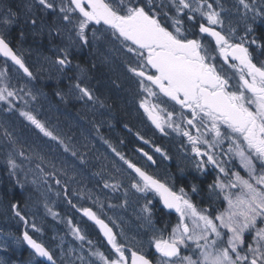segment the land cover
I'll use <instances>...</instances> for the list:
<instances>
[{"label": "snow or ice", "instance_id": "snow-or-ice-1", "mask_svg": "<svg viewBox=\"0 0 264 264\" xmlns=\"http://www.w3.org/2000/svg\"><path fill=\"white\" fill-rule=\"evenodd\" d=\"M238 3L243 9L245 23L249 13L253 14V21L257 17L264 20V0H261L259 11H256L255 0H238ZM35 4L42 10L55 11L58 8L62 14L60 18L66 22L64 29L69 33L74 31L78 41L87 44L90 26H102L92 29L93 39L110 36L111 41H117L121 48L137 58L136 66H130L128 70L142 78L141 89L150 96L155 95L153 89L143 83L145 80L158 88L164 97L179 106L180 119L196 129L197 135L193 136L173 121V116L177 114L175 109L169 111L167 121L162 122L157 114L158 105L150 108L145 101L140 107L161 132L165 124L177 133L182 132L196 157L207 156L206 161L196 162L197 170L212 165L228 176V170L217 162V156L212 151L228 140V152L239 158L240 167L247 174L231 172L227 181L218 176L209 185L216 199L222 197L225 204L223 210H217L213 215L209 208L199 209L183 187L177 192L121 156L139 178L133 180L131 187L136 192L154 193L164 209L174 210L178 220L170 233L165 235L164 230H159L157 235L148 207L152 200L146 202L144 220L153 232L150 247L154 249V254L150 256L146 254L147 247L142 241H137L138 247L119 243L113 228L100 216L90 208H78L98 226L114 253L92 251L90 255L96 257L100 264H264V60L257 61L246 46L256 45L264 54V43L255 39L247 41L245 36H239V42H236L235 29L229 27L224 30L221 15L224 9L220 0H216L215 4L210 0H161V3L157 0H60L58 5L53 0H35ZM32 7L28 5L29 11ZM16 15L10 8L0 11V26L13 23ZM32 24H36L35 19H32ZM196 24L199 35L194 31ZM55 30L61 33V28ZM245 30L246 33L253 32L252 25L247 24ZM98 32L101 36L97 35ZM69 41L70 46L77 44L71 35ZM61 51L64 55L56 63L61 66L70 64L68 47ZM0 55L9 58L29 77L32 76L23 59L14 53L3 37H0ZM219 60L232 72H227L222 65L218 66ZM75 88L80 93L77 99H96L87 86L78 82ZM14 95L6 87H0V101L8 103V98ZM20 115L45 137L64 146L65 152L71 151L72 155H76V150L64 145L61 137L31 112L21 111ZM209 133L213 135L212 140L206 138ZM200 145H206V150L201 151ZM155 150L161 152L160 148ZM19 155L24 156L22 148ZM144 155L155 163L151 155ZM6 163L15 175L14 170L20 165L12 152L8 153ZM56 183L59 185L60 181L57 179ZM105 187H108L107 183ZM192 191L196 192L197 188L193 186ZM45 207L53 216L56 215L47 203ZM12 210L27 224V218L17 204L12 205ZM32 227L39 231L35 224ZM71 231L75 239H86L79 228L73 227ZM121 235H124L123 232ZM23 241L35 256L56 264L50 250L27 231L23 233Z\"/></svg>", "mask_w": 264, "mask_h": 264}, {"label": "rangeland", "instance_id": "rangeland-1", "mask_svg": "<svg viewBox=\"0 0 264 264\" xmlns=\"http://www.w3.org/2000/svg\"><path fill=\"white\" fill-rule=\"evenodd\" d=\"M2 1L0 11L10 8L8 0ZM18 1L20 7L25 11H29L28 5H32V8L35 7L37 11L36 23L40 24L38 30L34 32L35 34L40 32L41 36L47 37L45 30L48 23L43 17H54L57 14L55 20L62 24L66 23L60 18L62 14L59 13L58 8L55 11L42 10L39 5L35 4V0ZM53 2L58 5L60 0H53ZM210 2L215 4L216 0H210ZM220 3L224 9L221 13L224 30L227 31L229 27L234 28L236 42H239V36L247 37L250 34L245 30L247 24L254 28L263 22L260 17L253 21V14L249 13L245 23L242 19L243 9L238 0H220ZM255 6L256 11H259L261 0H255ZM12 24L6 27L10 28ZM3 28L5 27L0 26V33H4ZM97 35L101 36L99 32ZM71 37L73 40H77V44L70 46L68 37L65 45L69 49L80 50L85 45L78 41L75 35ZM90 45L100 64L105 68L103 71H108L109 67L112 68L116 65L115 57H120L121 74L118 77L120 83L113 82L114 78L109 73V78L104 80V84L101 81L96 82L95 87L91 89L96 98L93 101H88L87 98L77 99L80 93L73 85L68 97V100L76 104L72 109L61 108L58 104L50 102L47 96L42 93H36L37 96H35L33 85L12 66L3 64L0 68V87H6L15 94L14 97L8 98V103L0 101V128L6 136L5 140L0 141V158L6 161L8 153L12 152L14 158L18 155L22 158L30 157L36 161L35 165L29 161L30 164L21 166L20 170L29 178L34 190L56 215L53 216L49 213L45 204L38 207L31 206L28 211L33 215V223L26 224V229L35 240L50 250L59 264H100L96 257L90 255L92 251L114 255L110 246L104 243L107 248L103 250L100 242L92 240L91 236L95 234L94 229L83 217L82 212L77 210L85 207L96 210L113 227L119 243L128 247H138L137 241H142L147 247V252L154 251L150 247L153 232L144 220L146 213L143 212V209L146 202L149 199L152 200V203L148 205L152 214L154 203L159 201V197L151 192L147 194L136 192L131 187L133 180H138V178L120 157L123 156L126 160L137 163H144V161H141L133 150L130 152L125 150L128 140L133 139L134 142L145 147L155 141L150 149L154 155L159 156L157 160L162 165L156 174L165 182L172 183L171 186L174 185L175 180L186 178L189 174L204 176L206 173L212 172L215 179L219 176L223 177L225 181L231 178V172L247 175L240 167L239 158L235 157L234 153L228 152L230 145L228 140H224L222 144L212 149L217 156V162L228 170V176H224L212 165H208L206 169L197 170L196 162L207 159H203L204 156L199 158L190 154L192 147L188 148V141L186 137L183 138L182 132L177 133L165 124L163 133L157 134L148 126L147 117L140 109L142 102L146 101L150 108L158 105L157 114L161 116L162 122L167 121L168 112L173 109L170 100L162 93L153 89L155 95L150 96L148 92L141 89L139 84H134L136 88L127 86V78L123 74L122 65L135 61L136 66L137 58L121 48L117 41H111L110 36H101L100 39H93L92 36V42L85 46L90 47ZM23 51L26 65L34 79H38L42 85L50 82L55 71L58 70V66L51 61L47 52L41 48L26 47L23 48ZM75 73L80 78L82 72L79 70ZM154 88L156 87L154 86ZM25 98L28 100L27 103L32 105L30 108ZM61 98L60 95L57 96L58 100ZM112 99L115 100L114 104ZM9 103L11 107H9ZM21 111H28L35 115L54 134L61 137L64 145L76 150V155H72L71 151L65 152L64 146L45 137L20 115ZM176 113L173 116V121L181 124L178 122L179 113L177 111ZM191 129L195 134L194 129ZM122 131L124 135L121 137ZM155 135L158 137L155 138ZM196 135L197 133L194 136ZM206 138L212 140L213 135L209 133ZM199 147L202 151L207 148L206 145ZM21 148L24 150V156L19 155ZM156 148H160L161 152H156ZM163 154L167 158L162 157ZM57 179L60 181L59 185L56 183ZM106 183L108 187H105ZM117 185L118 187H116ZM60 187L66 188L65 195ZM173 188L179 192L180 188L176 185ZM192 188L185 189V192L194 203V198L198 197V191L193 192ZM208 190L211 191L210 188ZM209 197L210 206L204 208H209L213 215L217 210H223L225 204L222 197L216 199L212 191L209 193ZM63 203L65 206H62ZM176 218L178 220V216ZM17 223L0 196V229L3 227L11 229V226H17ZM33 224L39 231L33 229ZM73 227L79 228L85 235L84 241L74 238L71 231ZM155 229L157 230L156 234L159 235V230L162 229L157 226ZM6 239L11 242L16 254L20 253L21 245L24 246L17 237L0 234V262L2 264L6 262L5 254L2 253V250L7 248ZM89 240L92 241L91 244L88 243ZM250 241L251 237H249ZM128 255L130 256V253ZM37 262L38 260L33 257L24 264H37Z\"/></svg>", "mask_w": 264, "mask_h": 264}, {"label": "flooded vegetation", "instance_id": "flooded-vegetation-1", "mask_svg": "<svg viewBox=\"0 0 264 264\" xmlns=\"http://www.w3.org/2000/svg\"><path fill=\"white\" fill-rule=\"evenodd\" d=\"M18 11H19V16H16V18L13 21V24L10 28H8V27L3 28L4 33H0V37H3L6 40V42L9 44V46L12 48V50L18 56H20L23 59L25 64H26V62H25L26 60L23 56V54H24L23 48L26 47V48L39 49L40 48L39 43L43 42V44L46 46V49L49 50V51H47L48 53L51 50H54L53 52L51 51L49 53V58L51 59L52 62H54L58 66V70L55 71L53 78L51 79L50 82L45 84V86H42L38 79H34L33 75L31 77H26V79L34 87V93L33 94L35 96H37L36 93H38V94L42 93L43 95L47 96V99L50 102H52L54 104H58L61 108H68V109L71 108L72 109L74 106H76V104H73L72 101L68 100L72 86L78 82L80 83V78H79V80H77L78 76H76L75 75L76 73L72 71L71 61H72L74 53H77V54L81 53L82 54L81 57H83L85 60H88L87 54L89 53V48H91L90 49V52H91L90 55H91V63L92 64H91L90 68L86 67L87 73L86 72L82 73L84 76L81 79V83H82L81 85L87 86L88 88L93 89L95 87L96 82L101 81V83L104 84V80L109 78V73H111L113 78H114L113 82L120 83L119 78H118L121 74V72H120L121 66H120V62H119L120 57H115L116 65H114L112 68L109 67V69H107L108 71H103L105 68L100 64L98 57L96 56L95 52L92 50V46L90 45V47H87V46L83 45L80 50H77L76 48H72V49L68 48V51H69V57L68 58H69L70 64L61 66V65L56 63V60L59 57H62L64 55V53H63V51H61V49H63L64 47L67 46V45H65L66 39L69 37V35H71V36L75 35V32L74 31L71 33L67 32L64 29L65 24H62V23H54V24H50V25L47 24V29L45 30L47 32V37H43L44 35L41 36L40 32H37L36 34L34 33L36 30H38V27L40 25L39 23H36L35 25L32 24V19L36 20L35 16L37 14V11H36L35 7L32 8L31 11H25L23 8L19 7ZM100 27H102V26H96V25L90 26V28L88 30L89 40H88V43L86 45H89L92 42V36H93L92 29L100 28ZM56 28H61V33L58 34L55 30ZM251 52L257 61L264 60V55L261 53V50H260V52H257V50L253 49V47H252ZM6 64H8V63H6ZM219 65H222L223 68L227 72H229V73L232 72V69L228 68L227 65H225L223 63L222 60L218 61V66ZM130 66H135V61H131L130 63H125L122 65L123 74L127 78V86L132 87V88H136V86L134 84H139V86H140L142 78L136 77L133 73H131L128 70ZM29 71H30V69H29ZM143 83L160 93L159 89L154 88V85H151L150 82L145 80V81H143ZM58 95H60L62 97L60 100L57 99ZM114 102H115V100L112 99L113 104H114ZM170 103L172 105L171 108L175 109L179 113L180 112L179 106L175 105V103L171 100H170ZM140 109L143 111V113L147 117V120L149 122V123H147L148 126L151 127L155 132L156 131L158 132V130H156L152 126V122L148 118V114L144 111L143 108L140 107ZM187 115H189V117H190V113ZM178 122L181 123L182 129L188 130L189 132H191V134L193 136L197 133L196 129L193 128L195 131V134H194L193 130L191 129L192 127L188 126L186 124V122H184L183 120L180 119V117L178 119ZM0 130H2V129L0 128ZM183 138H185V137L183 136ZM186 140H187V138H186ZM186 140L183 139V141H186ZM153 143H155V141H153ZM153 143L151 145H148L144 149L149 155H151L153 157L155 163H153L152 161L149 162L148 160H144V163L143 162H141V163L136 162V163L138 165H140L149 174H151V175L162 180V178H160L156 174V171L160 167H162V165L157 160V157H159V156L154 155L152 149H150V147L153 146ZM187 146H188V148L192 147L189 142H188ZM131 148H132L131 150L135 151L137 149V146L133 145V146H131ZM190 154L192 156H195V154L192 152V150H191ZM164 156L165 155L163 154L162 157H164ZM203 159H207V156H204ZM192 176L196 179L201 178V176H199V175H192ZM162 181L165 182L164 179ZM165 183H167L170 186L172 184L168 181ZM173 183H174V185H176V182H173ZM174 185H172V187H174ZM93 212H95L98 216H100L96 210L93 209ZM100 218L103 219L102 216H100ZM94 232H95V235L97 236L99 242L101 243V246H103L106 249L107 247L104 246L101 233L98 231V229L94 230ZM91 238H92V240H94L93 235L91 236Z\"/></svg>", "mask_w": 264, "mask_h": 264}, {"label": "trees", "instance_id": "trees-1", "mask_svg": "<svg viewBox=\"0 0 264 264\" xmlns=\"http://www.w3.org/2000/svg\"><path fill=\"white\" fill-rule=\"evenodd\" d=\"M166 2V0H165ZM14 0H9V4H14ZM157 3H161V0H157ZM168 10V9H165ZM164 19V18H162ZM200 20V18H197ZM190 23V22H189ZM194 31L196 35H199L198 32V24L194 25ZM249 40L255 39L256 41L260 43H264V20L263 25H257L253 29V32L249 35ZM210 39V38H207ZM39 46L41 48L44 47L43 42L39 43ZM81 53L77 54L74 53L71 66L72 71H78V70H85L86 67H91V55L88 53L87 58L88 60H85L83 57H81ZM2 66V60L0 59V68ZM87 73V72H86ZM44 90V89H43ZM26 103L28 100L25 98ZM24 101V100H23ZM22 102V101H21ZM23 106L24 102H22ZM30 105V104H29ZM30 108V106H28ZM124 135V132H121V137ZM132 136V134H131ZM2 137L0 132V138ZM158 135H155V138H157ZM126 147L125 150L130 152L132 151L131 146L136 145L139 147L138 142H134L133 139L126 141ZM15 160L20 165L17 167L15 171V175H13L7 166L6 161L3 158H0V196L2 197L4 204L11 214V216L18 222L17 226L12 225L11 229L9 227H3L0 229V234H7V236L17 237L20 241H22V234L28 230L26 229V224L19 219L15 215V213L12 210V205L17 204L22 212L27 218V224L33 223V215L28 211V208L31 206H41L44 205V201L41 199V197L37 194V192L34 190L33 185L29 181V178L26 177L20 170L21 166H26L29 163V161L35 165L37 164L35 160L33 159H24L18 155H16ZM44 167L43 165H41ZM47 171V170H46ZM210 180L209 176L205 177L204 179H196L192 175H188L186 178L179 179L177 181V185L180 187H183L186 190H190V187L195 186L198 191V197L194 198L195 205L202 209L204 207L210 206V201L208 199L207 194V188L209 186ZM62 185V184H61ZM60 189L63 191V195L66 194V189L63 187H60ZM62 206H65L63 203ZM152 222L155 226L158 228H161L164 230L165 234L169 233L170 228L174 225V223L177 221V218L169 213H167L159 204L158 201L154 203L153 209H152ZM63 213V212H62ZM9 238V237H8ZM22 243V242H21ZM5 247L2 250V253L5 254L6 262L4 264H24L27 263L30 258H33L34 255L23 245L22 249L19 254H16L13 251V246L11 245V242H9L8 239L5 240ZM150 256H152V252H148ZM35 258V257H34ZM37 264H41L40 262H37Z\"/></svg>", "mask_w": 264, "mask_h": 264}, {"label": "water", "instance_id": "water-1", "mask_svg": "<svg viewBox=\"0 0 264 264\" xmlns=\"http://www.w3.org/2000/svg\"><path fill=\"white\" fill-rule=\"evenodd\" d=\"M0 57H2V58H4V59H6V60H8V61H10L14 66H16L18 69H20L19 68V66H17V65H15L9 58H7V57H5V56H3V55H0ZM23 73H24V71L22 70V69H20ZM143 156H145L144 155V152H140ZM146 158H147V156H145ZM134 173V172H133ZM135 174V173H134ZM136 175V174H135ZM160 204H161V206L163 207V205H162V203L160 202ZM168 213H170V214H172V215H177L175 212H174V210H167V209H165ZM92 222V221H91ZM93 224H94V222H92ZM95 225V224H94ZM96 226V225H95ZM98 227V226H97ZM99 229V228H98ZM104 238V237H103ZM22 239H23V235H22ZM104 240H105V238H104ZM24 242V241H23ZM38 242V241H37ZM105 242L107 243V241L105 240ZM24 244H25V246H26V248L27 249H29V251H31L34 255H35V253L33 252V250L32 249H30L29 248V246L26 244V242H24ZM38 259H39V261L40 262H42V263H44V264H50V262L49 261H47L46 259H44V258H40V257H37ZM56 264H57V262H56Z\"/></svg>", "mask_w": 264, "mask_h": 264}, {"label": "bare ground", "instance_id": "bare-ground-1", "mask_svg": "<svg viewBox=\"0 0 264 264\" xmlns=\"http://www.w3.org/2000/svg\"><path fill=\"white\" fill-rule=\"evenodd\" d=\"M47 104V103H46ZM110 106V105H109ZM74 118V117H73ZM38 221V220H37ZM39 223V222H38Z\"/></svg>", "mask_w": 264, "mask_h": 264}]
</instances>
